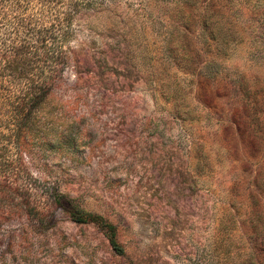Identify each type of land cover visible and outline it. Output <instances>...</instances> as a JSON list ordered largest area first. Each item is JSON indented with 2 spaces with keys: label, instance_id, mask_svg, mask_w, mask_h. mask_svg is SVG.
<instances>
[{
  "label": "rangeland",
  "instance_id": "obj_1",
  "mask_svg": "<svg viewBox=\"0 0 264 264\" xmlns=\"http://www.w3.org/2000/svg\"><path fill=\"white\" fill-rule=\"evenodd\" d=\"M145 2L111 1L69 43L80 66L16 169L30 209L0 264H264V0Z\"/></svg>",
  "mask_w": 264,
  "mask_h": 264
},
{
  "label": "trees",
  "instance_id": "obj_2",
  "mask_svg": "<svg viewBox=\"0 0 264 264\" xmlns=\"http://www.w3.org/2000/svg\"><path fill=\"white\" fill-rule=\"evenodd\" d=\"M111 1L0 0V229L26 207L30 209L16 202L20 196L16 169L25 166L24 156L36 147L45 105L55 97L65 71L79 69L68 45L84 17L105 10ZM181 11L180 17L189 24L191 13L185 6ZM212 22L207 13L202 15L203 28H221V23ZM235 116L239 123L238 113ZM52 196V205L63 208L71 221L103 228L115 251L125 252L115 243L114 226L103 217L76 211L69 204L63 207V197L56 191Z\"/></svg>",
  "mask_w": 264,
  "mask_h": 264
}]
</instances>
